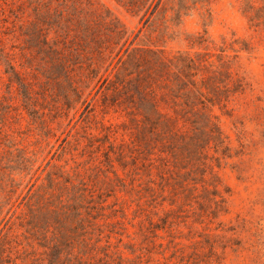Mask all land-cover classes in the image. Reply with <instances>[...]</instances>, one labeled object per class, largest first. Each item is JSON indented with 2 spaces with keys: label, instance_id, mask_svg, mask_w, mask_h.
Listing matches in <instances>:
<instances>
[{
  "label": "rangeland",
  "instance_id": "rangeland-1",
  "mask_svg": "<svg viewBox=\"0 0 264 264\" xmlns=\"http://www.w3.org/2000/svg\"><path fill=\"white\" fill-rule=\"evenodd\" d=\"M51 263L264 264V0H0V264Z\"/></svg>",
  "mask_w": 264,
  "mask_h": 264
},
{
  "label": "trees",
  "instance_id": "trees-1",
  "mask_svg": "<svg viewBox=\"0 0 264 264\" xmlns=\"http://www.w3.org/2000/svg\"><path fill=\"white\" fill-rule=\"evenodd\" d=\"M55 246H56L57 249L60 248L58 243H56ZM60 252H61V251H60ZM51 264H55V263H51Z\"/></svg>",
  "mask_w": 264,
  "mask_h": 264
}]
</instances>
